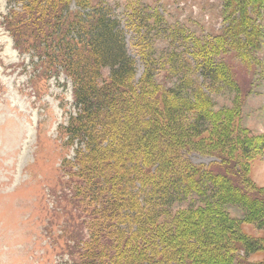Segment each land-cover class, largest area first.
Listing matches in <instances>:
<instances>
[{
	"label": "trees",
	"instance_id": "trees-1",
	"mask_svg": "<svg viewBox=\"0 0 264 264\" xmlns=\"http://www.w3.org/2000/svg\"><path fill=\"white\" fill-rule=\"evenodd\" d=\"M75 1L84 13L71 10L73 0H23L22 13L5 19L20 54L72 84L76 113L65 135L78 147L62 165L86 234L64 233L70 264H250L257 245L238 227H264V196L235 153L264 149V136L243 129L242 89L221 57L251 69L264 45V0H224L227 26L203 39L176 26L162 32V17L128 9L125 26L143 34L138 80L110 7ZM153 39L164 43L159 52ZM222 93H235L231 107H218L212 95ZM205 136L219 162L195 165L186 154L206 150Z\"/></svg>",
	"mask_w": 264,
	"mask_h": 264
},
{
	"label": "rangeland",
	"instance_id": "rangeland-1",
	"mask_svg": "<svg viewBox=\"0 0 264 264\" xmlns=\"http://www.w3.org/2000/svg\"><path fill=\"white\" fill-rule=\"evenodd\" d=\"M22 1L0 0V264H70L62 248L64 233L79 232V238L86 234L85 225L80 224L82 220L79 223L76 220L79 204L71 200V189H67L66 183L71 181L70 176L62 165L65 159L74 158L78 147L70 146L65 135L76 105L72 84L65 74H46L38 67L37 58L20 54L15 47L5 19L12 11L22 13ZM102 3L120 21L128 52L136 61L137 80L143 74L144 63L135 45L143 34L136 37L125 26L123 15L128 9L137 12L142 9L150 16L162 17L167 25L160 28L162 32L176 26L201 39L218 36L227 26L224 0H102ZM70 8L80 10L75 0ZM153 41L152 50L159 52L164 43ZM184 52L186 57L190 56L188 51ZM221 58L236 70L235 77L242 89L243 129L256 137L264 136V45L249 70L237 63L232 53ZM212 96L218 107H231L235 93ZM201 142L206 150L186 154V158L195 165L219 162L206 152L208 147L214 150L213 138L205 136ZM239 149L235 155L248 167L252 190L264 196V149L254 148L244 158ZM228 211L231 218L239 220L244 212L239 205L230 206ZM238 232L257 245L247 261L264 264V227L244 223Z\"/></svg>",
	"mask_w": 264,
	"mask_h": 264
}]
</instances>
